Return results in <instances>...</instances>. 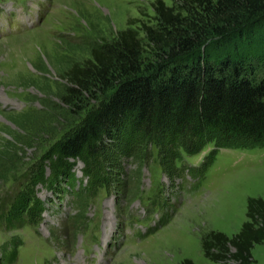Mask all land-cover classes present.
<instances>
[{
  "label": "rangeland",
  "instance_id": "rangeland-1",
  "mask_svg": "<svg viewBox=\"0 0 264 264\" xmlns=\"http://www.w3.org/2000/svg\"><path fill=\"white\" fill-rule=\"evenodd\" d=\"M11 1L0 0V264H231L207 259L201 240L232 236L247 198L264 199V147L187 153L159 135L121 138L91 162L93 176L76 160L74 186L31 182L40 167L50 175L53 145L111 92L67 105V70L131 20L153 21L154 0H15L25 9L13 15ZM34 196L42 204L32 209ZM251 254L264 264V243Z\"/></svg>",
  "mask_w": 264,
  "mask_h": 264
},
{
  "label": "trees",
  "instance_id": "trees-1",
  "mask_svg": "<svg viewBox=\"0 0 264 264\" xmlns=\"http://www.w3.org/2000/svg\"><path fill=\"white\" fill-rule=\"evenodd\" d=\"M171 2L154 0L153 21L131 20L110 42L93 45L88 58L70 66L67 105L111 92L53 145L52 175L40 167L33 184L59 178L74 186L76 160L93 176L91 162L98 163L121 138L146 144L159 135L187 153L209 143L264 147V77L257 74L264 56L254 52L264 42V33L255 35L264 30V0ZM81 187L85 190L79 182L75 188ZM32 200V209L42 204L35 196ZM263 243L264 199L250 196L239 231L232 236L210 231L201 247L213 262L251 264L252 248ZM179 264L194 262L184 258Z\"/></svg>",
  "mask_w": 264,
  "mask_h": 264
}]
</instances>
